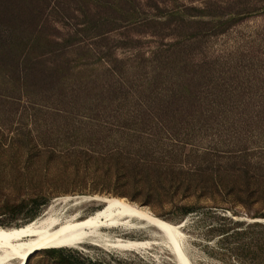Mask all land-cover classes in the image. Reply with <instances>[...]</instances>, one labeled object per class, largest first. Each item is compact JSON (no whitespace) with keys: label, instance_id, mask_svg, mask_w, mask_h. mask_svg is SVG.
Listing matches in <instances>:
<instances>
[{"label":"trees","instance_id":"1","mask_svg":"<svg viewBox=\"0 0 264 264\" xmlns=\"http://www.w3.org/2000/svg\"><path fill=\"white\" fill-rule=\"evenodd\" d=\"M41 9L31 2L0 0V105L23 106L10 143L16 174L24 183L19 189L30 190L0 202V215L26 211L29 222L38 217L53 194L48 182L60 178L52 167L61 161V130L65 139L81 140L87 150L100 144L115 156L125 152L136 168L114 174L139 177L136 186L152 177L174 176L176 160L195 154L194 168L180 167L177 175L219 179L217 187L189 185L176 191L199 199L228 187L248 204H264V52L260 59L241 57L227 66L202 49L204 42L249 17L264 15V0H61L64 19L83 18L64 23L61 36L35 25ZM147 36L157 38L155 44L149 45L153 41ZM80 106L109 111L101 120L66 109ZM41 109L44 117L54 118L53 124H43L45 129L37 123ZM61 118L69 122L64 127ZM175 121L257 127L231 128L207 146L170 137L172 145L160 150L145 144L144 138L151 137L146 135L155 133L152 122ZM165 129L172 136V128ZM160 161L164 165H156ZM141 162L145 166L137 168ZM222 177L243 182L224 187ZM140 188L148 194L162 189L144 183ZM229 206L231 215L209 212L205 235L214 245H207L208 252L223 260L232 256L264 264V223L235 219L239 211ZM177 208L188 214L195 205ZM50 252L61 255V264H113L75 250Z\"/></svg>","mask_w":264,"mask_h":264},{"label":"rangeland","instance_id":"2","mask_svg":"<svg viewBox=\"0 0 264 264\" xmlns=\"http://www.w3.org/2000/svg\"><path fill=\"white\" fill-rule=\"evenodd\" d=\"M25 2L26 5L31 2L33 6L37 5V7H43V9L40 10L41 15L35 13V25L37 24L38 27H42L44 33L52 32L61 36V29L66 28H63V25L67 26L64 23H75L78 22L79 19H83L81 17L78 19L71 18L69 21L64 19L61 16V0H21L22 4ZM195 4L198 5V3ZM75 6L76 5L72 3V7ZM76 8L78 7L76 6ZM74 15L78 16V13L75 12ZM147 37V41H153L150 42L149 45L155 44L157 38L150 36ZM202 49L205 51V55L218 57L222 62L226 63L227 66L235 64L237 60L241 59V57L246 58L247 62L250 61V58L256 60L262 58V52H264V15L249 17L229 32L204 42ZM22 107L23 106H19L18 109V106L8 103L0 105V202L6 201L7 198H20L26 195V192H30L28 189H19L20 185L24 183H21L20 178H18V175L16 174L13 162L14 150L10 143L16 134V128L19 126L18 116H16V114L22 111ZM66 109L73 113L88 114L91 118L101 120H104L105 118L103 113L109 111V109L103 110V107L96 106H80ZM41 110L42 111L38 112L40 117L37 123L45 129L43 124H53L54 118L49 115L44 117L43 115H45V112L43 109ZM32 111H34L33 108L28 109L26 112ZM35 111L38 110L35 109ZM76 116L74 118H76ZM70 117L71 119L73 118L72 116ZM19 121L27 122L28 119L21 118ZM59 121L61 127H64L63 124L67 122L62 118ZM58 124L59 123L56 122V126ZM167 126L172 128V136H169L166 132L165 127ZM150 127L154 128L155 133L154 135H146L151 137H145L144 142L149 147L156 146L160 150L161 148H166L168 144L170 146L172 145L171 143L173 142H170V138L207 146L210 141L214 144L216 143L215 141L223 139L224 136L229 134V131L227 130H231V128L251 129L252 127H257V124L204 122L182 123L175 121L164 123L152 122ZM63 136L64 133L61 130V149H63L61 152V161H59L57 165L54 164L52 167L53 171H58L60 178L52 179L48 182L53 194L48 203L42 206V210L36 219L49 212L68 216L74 214L76 216L82 215L80 218L81 221L102 217L103 222L108 223H105L102 226V230L105 234H109L112 240L119 237L125 240L147 241L148 244L140 248H120L109 243L96 244L86 240L77 246L39 250L31 255V257L27 258L29 259L28 264H61V255L59 253H51L50 251L52 249L66 251L75 250L82 252L91 259L104 260L107 262L110 261L113 262V264L254 263L252 259L249 258L240 260L230 256L228 259L223 260L217 256H213L211 252H208L211 250L208 249L207 245L213 246L214 241L210 242L205 235L208 223L212 220V217L209 216L211 213L209 212L211 211L217 216L223 214L231 215L233 214V210L230 209L229 205H232L235 210L239 211L236 213L237 215L235 219H241L248 222L260 221L264 223V216L254 217L255 213H264V204L256 203L254 201H251L248 204L246 203L247 200L244 198H238V196H235V193L230 191L226 186L235 183H242L243 181L241 177H239V179L222 177V179H220L221 185L227 187L224 188L223 191L213 189L212 191L206 192L205 196H201L199 199L194 195L185 197L186 195L183 190L176 191L175 187L204 184L216 188L219 179L207 177L200 178L192 175H190L191 178H187L186 175L179 177L177 174L182 170L179 169L180 167L183 169H193L197 161L195 159H198L195 154L189 157L182 156L181 159L176 160L177 162L174 165V176L167 175L162 178L152 177L148 180H142L144 185L146 184L162 188L158 192L148 194L140 188L143 183H139L140 187L136 186L135 181H137L139 177L135 178L131 174L124 177L116 176V174H114L116 171H129V169L136 168L135 164L125 158V152H122L123 155L121 156H115L113 154L114 152L110 150L108 146L100 144L92 146L91 149L87 150L79 145L82 144L81 140L72 137L65 139ZM84 143L86 144V142ZM63 145L66 149L63 148ZM190 145L188 144L185 148V155L190 154ZM156 165L164 164L160 161ZM144 166L143 162H141V165L137 166V168H143ZM82 196H98L101 197V201L97 199H82ZM114 197L124 199L134 206L144 209L154 217L178 227V229L185 235L175 238V236L169 231L166 230L164 233L162 228L159 229L157 226H153V224L148 223L146 220L143 221V218L138 216L137 218L136 215L132 213H121L120 209L116 207L111 208L112 210L109 209L106 200ZM187 203H189V205H195V208L193 209L194 211L184 214L179 208H177V205L179 206ZM33 221L34 220L29 222L26 211L17 216L3 214L0 215V232L2 230L23 227ZM114 221L123 223L120 226L110 227V222ZM123 224L126 225L124 226ZM149 224L151 225L150 227ZM175 242L180 245L181 249L183 248L182 251L183 254L185 253L184 256L186 258L185 262H181L180 256L174 245ZM27 259L23 264H26ZM22 260V256H17V264H21ZM114 260H122L124 262L119 263Z\"/></svg>","mask_w":264,"mask_h":264},{"label":"bare ground","instance_id":"3","mask_svg":"<svg viewBox=\"0 0 264 264\" xmlns=\"http://www.w3.org/2000/svg\"><path fill=\"white\" fill-rule=\"evenodd\" d=\"M81 198L87 200L101 199V197L98 196H82ZM106 201L108 202L109 209L116 207L120 209L121 213H132L136 215V217L138 216L143 218V221L146 220L148 223L153 224V226L155 225L159 229L162 228L163 232L166 230L169 231L173 236H175V238L185 235L178 229V227L171 225L162 219L154 217L149 212L134 206L124 199L114 197ZM81 216H76L75 214L68 216L64 214H53L52 212H49L23 227L13 228L11 230H2L0 232V264H17V256L23 257V260L21 262V264H23V262L27 258L31 257V255L39 250H43L46 248L77 246L78 244L86 240H89L90 242L96 244L109 243L120 248H140L148 244L147 241L125 240L119 237H116L114 240H112L110 238V235L105 234L102 230V226L107 223L103 222L102 217H96L91 220L81 221ZM122 223L123 222L114 221L110 222L109 225L110 227L118 225L120 226L122 225ZM150 224L149 227L151 226ZM174 245L176 251L178 252V255L180 256L181 262H185L186 258L184 256L185 253L183 254L182 251L183 248L181 249L180 245L177 242H175ZM28 260L29 259H27L26 264H28Z\"/></svg>","mask_w":264,"mask_h":264}]
</instances>
